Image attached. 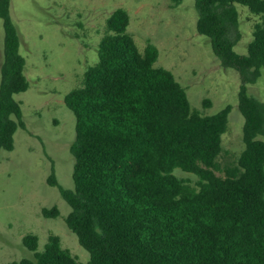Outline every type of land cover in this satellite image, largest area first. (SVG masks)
<instances>
[{
    "label": "trees",
    "instance_id": "obj_1",
    "mask_svg": "<svg viewBox=\"0 0 264 264\" xmlns=\"http://www.w3.org/2000/svg\"><path fill=\"white\" fill-rule=\"evenodd\" d=\"M238 5L258 17L245 54L235 50ZM10 6L0 0V153L14 149V134L25 127L15 96L30 87ZM195 6L197 31L241 76L245 147L236 164L219 166L230 107L212 115L194 109L173 72L155 66L156 45L141 52L128 33V11L115 9L98 61L64 97L76 119L74 187H63L54 169L47 178L71 207L65 222L89 252L88 264H264V103L248 92L264 67V0H195ZM43 214L57 217L59 209ZM23 243L34 258L9 264H81L56 234L43 250L35 234Z\"/></svg>",
    "mask_w": 264,
    "mask_h": 264
},
{
    "label": "rangeland",
    "instance_id": "obj_2",
    "mask_svg": "<svg viewBox=\"0 0 264 264\" xmlns=\"http://www.w3.org/2000/svg\"><path fill=\"white\" fill-rule=\"evenodd\" d=\"M117 8L128 11V33L141 52L149 43L156 45L159 56L155 66L173 72L194 109L212 115L230 107L219 166L236 164L245 147V118L238 98L241 76L221 64L210 39L197 31L195 0H183L179 5L172 0H11L10 12L30 87L15 96L21 101L25 127L15 132L14 149L0 153V264L34 258V252L23 243L28 233L37 235L38 250L56 234L81 264L89 262V252L65 222L71 207L47 178L54 169L63 187H74L70 146L76 119L64 97L82 85L87 67L98 61L107 18ZM238 10L235 50L245 54L258 17L244 6L238 5ZM3 47L0 19V76ZM248 92L264 103V67L248 84ZM175 173L193 183L198 180L181 169ZM54 206L59 209L57 217L43 215L44 208Z\"/></svg>",
    "mask_w": 264,
    "mask_h": 264
},
{
    "label": "flooded vegetation",
    "instance_id": "obj_3",
    "mask_svg": "<svg viewBox=\"0 0 264 264\" xmlns=\"http://www.w3.org/2000/svg\"><path fill=\"white\" fill-rule=\"evenodd\" d=\"M44 215V214H43Z\"/></svg>",
    "mask_w": 264,
    "mask_h": 264
}]
</instances>
